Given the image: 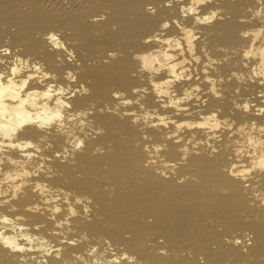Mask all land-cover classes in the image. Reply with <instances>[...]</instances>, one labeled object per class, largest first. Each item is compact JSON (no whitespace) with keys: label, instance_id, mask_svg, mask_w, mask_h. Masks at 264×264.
<instances>
[{"label":"bare ground","instance_id":"6f19581e","mask_svg":"<svg viewBox=\"0 0 264 264\" xmlns=\"http://www.w3.org/2000/svg\"><path fill=\"white\" fill-rule=\"evenodd\" d=\"M148 4L156 8L155 13L147 10ZM257 6V0H213L204 6L203 11L212 7L220 12L213 23L197 26L196 54L201 59L187 65L190 78L170 86L178 97L185 88L199 85V100L193 97L181 102L178 111L167 103L168 97H157L148 73L139 71L132 58L146 47L143 37L157 32L162 20L179 17L175 2L167 7L164 0H0V44L39 57L61 82L65 70H73L77 76L73 87L82 83L89 91L77 92L72 104L74 109H90L92 130L83 150L68 159L55 155L63 151L64 137L49 134L51 146L25 165L32 174L22 178L26 183L16 195L12 196L9 184L19 180L0 184V191L7 193L0 196L6 201L0 204V213L22 217L18 223L29 226L31 234L53 248L50 254H42L38 248L19 253L0 245V264H22L21 255L34 258L32 264L38 260L109 264L122 252L134 255L135 264H264V172H255L243 181L224 171L231 157V149L225 146L231 139L229 130H217L219 140L205 136L200 128H185L177 133L183 137L180 140L169 135L175 130L172 121H198L212 111L236 125L252 120L264 123V113L256 114L257 108L264 107L260 95L264 77L249 79L255 61L245 67L240 55L250 39L241 32L260 23L249 11ZM191 21L190 16L182 20ZM51 29L59 31L74 49V60L58 61L59 53L48 51L42 36ZM167 32H176V26ZM233 72L244 73V78L237 79ZM206 76L215 81L219 96L210 91L212 81ZM166 78V71L154 76L157 82ZM134 87H147L148 91L133 93ZM161 87L168 86L161 83ZM113 91L141 99L112 112L108 109L117 103ZM245 101L250 104L247 112L236 107ZM133 110L137 114L154 112L153 122L165 116L168 126L146 125L143 120L133 123ZM96 128L103 131L96 133ZM193 133L195 139L206 142L181 160L179 148ZM24 135L36 139L41 133L28 129ZM145 143L165 144L160 155L179 163L166 169L167 175L156 170L159 164L145 166ZM7 155L25 159L17 150H9ZM36 164L41 167L37 169ZM2 167L19 169L8 162ZM38 183L47 190L34 191ZM65 194H69L67 200ZM77 196L81 203H75ZM70 204L75 215L69 214ZM56 207L59 212L53 211Z\"/></svg>","mask_w":264,"mask_h":264},{"label":"clouds","instance_id":"9594fccd","mask_svg":"<svg viewBox=\"0 0 264 264\" xmlns=\"http://www.w3.org/2000/svg\"><path fill=\"white\" fill-rule=\"evenodd\" d=\"M178 5L179 17H173L171 20L164 19L159 25V30L143 37V44L146 47L142 51L133 53L132 58L139 64L138 70L148 73V82L153 86L152 90L157 97H168V104L175 107L178 111L181 109V102L189 101L193 97L199 100L197 91L199 85H192L190 88H185L183 94L176 96L175 91L171 89V85L175 81L188 79L191 73L188 72L187 65H191L193 61L199 62L201 57L196 54V40L198 39L197 26L208 25L213 23L219 16L218 8H208L203 11L205 5H209L213 0H164L167 7H171L173 3ZM257 7L252 10L251 17L260 21L255 28L245 29L241 32V36L249 38L248 46L241 50V57L245 67H248L249 61H255L251 67V76L264 77V0H257ZM149 12L155 13L156 8L151 4L146 5ZM191 17L190 24L183 23L182 20ZM102 19L103 17H99ZM97 19V17H93ZM176 26V32L169 34L167 30L172 26ZM42 39L47 45L48 51L59 53L56 57L58 61L66 59L71 62L75 59V51L64 39L63 35L51 29L43 34ZM259 41V43H257ZM187 54V55H186ZM108 55H115L109 52ZM205 55H207L205 53ZM78 63V61H77ZM161 71L168 73V78L162 82H157L154 79L156 74ZM187 73V75H185ZM233 76L237 79H243L244 73L233 72ZM206 80L212 81V91L219 96L216 91L215 81L211 77L206 76ZM77 80V76L73 70L66 69L63 73V82L60 76L54 71H51L47 64L39 57H33L30 54L24 53L19 47L5 43L0 44V173H3V178H0V184L9 183L19 180V183H10L14 197L22 187L25 180L23 177L29 176V172L25 165L29 163L32 157L39 155L44 148L50 147L48 135L56 133L64 137L63 151L56 152L55 155L68 159L78 151L83 150L86 146V140L90 131L89 112L90 109H74L72 100L77 92L87 93L89 89L80 84L79 88H74L73 83ZM161 83L168 87H161ZM264 84V79L260 80ZM147 87L132 88L133 93H145ZM113 97L117 98V103L114 107L109 108V111L116 112L121 106L139 103L141 96L135 99L125 98V94L120 91H113ZM264 96V92L260 93ZM237 108H242L245 112L249 111L250 104L245 101L243 104H236ZM140 108H144L140 104ZM264 113V107H259L256 114ZM128 115V112L123 113ZM132 122L136 123L143 120L146 125H164L168 126L169 120L165 116H160L157 121L153 122L152 117L154 112L145 110L141 113L132 111ZM175 124V130L169 133L177 140L183 139L177 135L185 128L193 129L200 128L204 131L205 136L216 140L220 139V133L217 130H229V143L225 145L231 149V157L224 171L243 181L249 178L255 172H264V123L244 122L236 125L235 121H229L228 118H219L216 111H212L203 115L198 121L184 120L179 123L172 121ZM234 125H236L234 127ZM28 129H36L41 135L36 139L24 135ZM96 133L103 131L101 128L94 129ZM195 133L179 148L181 152V160L187 158L190 152L194 151L202 142L200 139H195ZM189 145H191L189 147ZM166 147L161 143H145L144 151L148 155L145 160V166L157 165V171L162 175H167L166 169L175 168L179 161L173 163L166 161L160 152ZM9 150H17L25 159H14L7 155ZM212 151L217 149L212 147ZM5 162L12 165H19V169L5 170L2 166ZM42 164V161H41ZM41 164H36V168H40ZM248 185L245 184V187ZM41 193L47 190L45 185L37 184L36 188ZM6 191H0V196H5ZM69 194H65V200ZM257 195H259L257 193ZM6 203L5 200H0V204ZM75 203H81V197L75 198ZM264 203V199L261 200ZM34 210L39 205L32 206ZM54 212H59L60 208L53 209ZM88 211L87 205L84 206V212ZM69 214L75 215L76 210L69 205ZM22 217H9L0 213V245L10 249L12 252L26 253L38 248L42 254H50L53 248L45 240L37 235L31 234L29 226L18 223ZM39 228L40 225H35ZM11 231H7V229ZM23 241V242H21ZM251 241H249L250 243ZM239 243V240L236 241ZM95 251V249H92ZM59 255V252H56ZM22 264H32L34 258L21 255L19 257ZM136 257L127 252H122L119 258L114 257L109 264H135ZM35 264H46V261L38 260ZM89 264V262H85ZM92 264H99V261H94Z\"/></svg>","mask_w":264,"mask_h":264}]
</instances>
